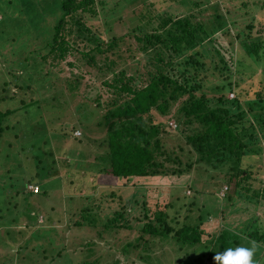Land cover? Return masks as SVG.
I'll use <instances>...</instances> for the list:
<instances>
[{
  "label": "rangeland",
  "instance_id": "1",
  "mask_svg": "<svg viewBox=\"0 0 264 264\" xmlns=\"http://www.w3.org/2000/svg\"><path fill=\"white\" fill-rule=\"evenodd\" d=\"M61 1L0 0V96H4L0 100V109H18L6 117L5 123L10 128L0 139V264H90L95 258L98 259L96 264H181L174 254L182 252L177 251L172 242L166 245L169 250L163 248L165 253L161 252V244L158 243L147 249H141V243L127 252L122 249L126 241L141 234L139 228L145 222L147 207H162L176 196H180L176 205L167 206L171 213L182 202H196L193 207L204 211L202 228L206 234H219L225 227L237 229L241 234L240 245L250 246V239L244 237V233L255 230L254 223L264 227V198L254 204L251 203L253 200L236 194L232 199L223 195L224 190L221 189L226 182L217 178L227 175L226 163L214 159L208 162L200 160L198 153L186 141L185 131L189 129L184 123H180L178 130L170 128L161 136L164 146L179 158L183 173L130 177L127 180L125 176L116 177L100 170L85 175L84 183L75 182L81 188L79 192L73 188L75 184H68L62 159H68L64 162L70 165V172L71 169H83V161L76 155L72 156V149L63 154L60 146L53 144L61 139L71 141V137L63 133L69 134V129L78 123L77 117L70 116V112L72 108L81 111L79 102L85 101L97 107L90 117L91 124L100 119L104 106L86 98L87 95L91 98L95 92L101 99L106 97L102 80L112 76V71L124 68L127 75L141 74L142 77L133 78V82L138 85L144 83L146 72L154 67L150 60L155 48L145 50L140 39L153 29L159 30L158 21L166 13L179 15L191 12L196 20L207 22L214 12L211 6L217 2L228 19V29L217 30L210 40H205L198 47L199 51L210 63L216 58L215 48L228 57L235 47V56L244 54L242 59L246 61L248 74L244 80L243 73L234 72L233 77L241 79L227 96L237 95L245 99L257 88L263 90L264 95L260 83L263 77L261 67L264 66V9L260 12L263 0H96L98 13L83 15L89 32H79L72 46L82 51L94 46L95 42L85 39L90 33L97 41L117 39L113 51H92L97 62L111 61L104 73H99L96 66L88 65L80 52H74L67 58L73 65L61 62L51 68L49 61H42V44L50 38L52 24L61 14ZM145 8L152 11L151 22H141L139 16ZM245 43L252 51L250 55L243 48ZM44 68L53 75L48 76ZM56 69L59 72L57 77ZM210 72L205 77L215 81L217 73L212 77ZM247 89L248 93H244ZM66 113L68 117L64 115ZM94 124L89 127V131L94 132L89 133L90 136L88 134L90 143L81 145L84 155L88 153L87 160L92 159V151L99 147L96 146V137L100 140L105 133L104 127ZM261 135L260 143L264 144V133ZM92 138L95 141H91ZM51 144L62 167H59V175H47L44 170L50 167L44 158ZM5 152L16 153L20 160L5 157ZM40 159H44L42 166L46 168L38 166L36 161ZM186 162L191 167H185ZM241 162L243 166L261 172L262 179L263 155H242ZM166 164L174 167L177 163L168 161ZM34 170L39 171L38 176H31L30 171ZM256 179L241 185L249 193L258 192L261 181ZM30 180L33 182H27ZM31 183L39 184L40 189L29 191ZM93 184L119 188L124 200L119 202V199L102 197L98 190L92 189ZM128 199L129 205L124 209L121 202L126 203ZM81 206H91L90 215L84 221L80 217L84 209ZM175 210L177 219H182L184 214L190 218L196 215V211L188 210L187 206ZM115 211L123 212L122 217L110 225H103ZM146 255H149L148 259L144 258ZM157 257L169 258L156 263ZM254 259L256 264L264 263V245ZM182 260L187 264L185 256Z\"/></svg>",
  "mask_w": 264,
  "mask_h": 264
},
{
  "label": "trees",
  "instance_id": "2",
  "mask_svg": "<svg viewBox=\"0 0 264 264\" xmlns=\"http://www.w3.org/2000/svg\"><path fill=\"white\" fill-rule=\"evenodd\" d=\"M95 1H61V14L52 24V33L50 38L43 42V49H40L42 52L40 53L39 50L43 59H39L40 61H49L51 68L55 63L61 62L73 65L71 61H67V58L74 52H80L88 65L96 66L99 73L106 72V66L111 64V61L97 62L92 51L104 52V49L113 51L117 46V39L112 37L108 41H97L90 33L85 39L95 42L94 46L86 51L72 46L74 38L79 37V32L83 30L89 32L83 15L98 13ZM211 7L214 12L207 22L196 20L192 17L193 13L191 12L179 15L166 13L158 21L159 30L153 29L151 33L142 35L140 40L143 42V48L145 50L155 48V53L150 60L154 67L146 72L145 81L141 85L133 82V78L142 77L141 74L127 75V70L124 68L116 71L111 70L112 76H106L102 80V84L105 85L104 90L107 92L106 97L103 98L104 102L98 92H95L91 98L88 95L86 98L95 101L97 105L104 106V111L95 124H91L90 117L95 112L94 107L97 109L96 106L83 101L79 102L82 104L81 111L77 112L75 108H72L70 116L77 117L78 123L69 129V134L63 133V135L71 137V141L61 139L53 144L60 146V152L63 154L67 149H72V156L76 155L83 161V169L77 171L71 169L70 172V165L64 162H68V159L66 157L62 159V165L66 166L65 176L68 184L73 186L76 181L83 182L85 175L100 170L116 177L125 176L127 180L130 177L140 178L159 174L179 175L183 173L184 168L180 166L179 158L175 154H171L172 152L164 146L161 136L167 133L170 128L178 130L180 123H184L185 127L189 129L185 131L186 141L198 153L200 160L208 162L214 159L226 163L227 175L225 174L223 177L220 175L217 178H223L226 182L223 195L232 199L233 194H236L244 199L253 200L251 203L254 204L264 198V174L261 175V179V172L249 169L241 162L242 155L264 156V144L260 143L261 132L264 133L263 90L257 88L250 97L245 99H240L237 95L227 96V93L235 90V86L241 79H235L234 72H239V75L243 73L245 80L248 69L245 68L246 61L242 59L244 54L235 56V47H232V52L228 57L223 55L219 48H215L216 58L210 63L199 51L198 47L204 44L205 40H210L217 30L228 27V19L220 11L218 3L216 2ZM263 9L264 0L260 12ZM151 12L147 8L141 10L139 16L141 22H151ZM243 48L246 54L252 53L246 43ZM31 53L34 55V51ZM203 57L204 59H202ZM261 68L260 74L263 77L260 79V83L264 88V66ZM44 71L48 76L49 74L53 75L45 68ZM55 71L57 77L59 72L57 69ZM208 72L212 77L214 73H217V79L214 81L205 77ZM205 79L207 83H205ZM248 90L244 93H248ZM3 98L4 96L1 95L0 100ZM17 110V108L0 109V139L3 133L10 128L5 123L6 117ZM64 115L69 116L68 113ZM170 120H173L175 124L171 125ZM84 121H86V125H83ZM93 124L96 127H104L105 133L100 140L96 137V146L98 145L99 149L92 151V159L87 160L88 151L87 155H84V147L81 145L84 142L90 143L88 134L93 131H89V127ZM92 140L94 139L92 138ZM49 149L46 151L44 159L48 160L50 167L42 166L44 159L37 160L36 163L43 169L46 168L44 170L47 175L53 173L59 175L62 167L58 164L52 144ZM4 156L16 161L20 160V158L17 159V154L14 152H5ZM168 161L177 164L170 167L166 164ZM185 167H191V165L186 162ZM38 173L39 171H30L31 176H38ZM255 179L261 181L260 189L258 192L249 193L243 186ZM27 182L30 183L33 180ZM91 187L93 190H98L100 195L107 199H119V202L124 200L121 191H118L119 188L115 186L107 185L105 188L93 184ZM73 188L75 191H81L80 186L76 184ZM176 197L162 207L158 206L156 209L147 207L145 209V222L139 228L141 234L139 233V236L134 240L126 241L122 245L124 252H127L129 248L136 247L138 243H141V249H147L158 243L161 244V252L165 253L164 249L169 250L166 245L172 242L175 244V249L182 252L180 255L178 252L174 254L175 259L178 262L181 261V264H185V261L182 260L183 256H185L187 264H214L213 257L217 252H223L228 247L235 248L240 245L241 234L237 232L239 231L237 229L225 227L219 231V234H206L202 228L204 211L202 208L200 210V208L193 207L197 204L196 202L179 204V207L175 209L179 210L182 206H187L188 210L192 208L193 211H196V215L190 218L184 214L182 219H177V211L174 209L171 213L167 209V206L170 208L176 205L180 196ZM128 202L129 199L126 203L121 202V206L126 209L129 205ZM81 209L80 217L84 221L90 215L91 206H81ZM122 215L123 212L115 211V214L108 217L107 223H103V225H110ZM74 224L78 225L76 222ZM261 226L254 223L255 230L248 231L247 234L244 233V237L264 245V227L260 228ZM207 236L208 238H205ZM261 255L263 254L260 250ZM144 258L148 259L149 255ZM168 258L157 257L156 263ZM97 262L98 259L95 258L90 264ZM262 264L264 263L262 262Z\"/></svg>",
  "mask_w": 264,
  "mask_h": 264
},
{
  "label": "clouds",
  "instance_id": "3",
  "mask_svg": "<svg viewBox=\"0 0 264 264\" xmlns=\"http://www.w3.org/2000/svg\"><path fill=\"white\" fill-rule=\"evenodd\" d=\"M249 244L248 247L240 245L217 252L213 257L214 264H256L254 257L261 245L255 240H250Z\"/></svg>",
  "mask_w": 264,
  "mask_h": 264
},
{
  "label": "built area",
  "instance_id": "4",
  "mask_svg": "<svg viewBox=\"0 0 264 264\" xmlns=\"http://www.w3.org/2000/svg\"><path fill=\"white\" fill-rule=\"evenodd\" d=\"M170 124L174 125L175 123L173 122V120H170ZM29 188L32 189L33 191H37L39 189V185L38 184H30ZM225 189H226V185H224V187L221 190H225Z\"/></svg>",
  "mask_w": 264,
  "mask_h": 264
}]
</instances>
